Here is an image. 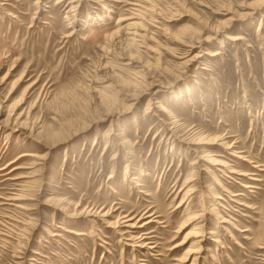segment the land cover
<instances>
[{
	"label": "rangeland",
	"instance_id": "obj_1",
	"mask_svg": "<svg viewBox=\"0 0 264 264\" xmlns=\"http://www.w3.org/2000/svg\"><path fill=\"white\" fill-rule=\"evenodd\" d=\"M0 264H264V0H0Z\"/></svg>",
	"mask_w": 264,
	"mask_h": 264
},
{
	"label": "bare ground",
	"instance_id": "obj_2",
	"mask_svg": "<svg viewBox=\"0 0 264 264\" xmlns=\"http://www.w3.org/2000/svg\"><path fill=\"white\" fill-rule=\"evenodd\" d=\"M60 1V0H59ZM123 22V21H122ZM120 23V21L118 20L117 21V24H119ZM120 31L118 30V32L117 33H119ZM227 37V39H228V41L229 40H231V41H233V39L231 38V37H229V36H226ZM198 57V56H197ZM197 57H193L192 59H189L187 62H191V61H194V59H197ZM200 141V140H199ZM192 145V144H191ZM197 145V144H196ZM215 165H218L217 163L215 164ZM9 200H11V201H18V200H23V198H11V199H9ZM20 209H22V208H20ZM126 221H130V220H126ZM124 222V221H123ZM121 223L122 222H117V223H114V225L116 226L117 224H119V225H121ZM147 223V222H146ZM127 227L128 228H133L134 227V225L133 224H129V225H127Z\"/></svg>",
	"mask_w": 264,
	"mask_h": 264
}]
</instances>
